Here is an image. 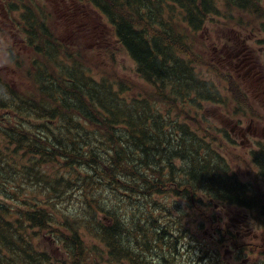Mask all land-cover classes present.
<instances>
[{
	"label": "trees",
	"instance_id": "16d2710c",
	"mask_svg": "<svg viewBox=\"0 0 264 264\" xmlns=\"http://www.w3.org/2000/svg\"><path fill=\"white\" fill-rule=\"evenodd\" d=\"M169 1L182 6L181 17L192 32L202 29L204 19L219 16L221 8L252 19L264 14L258 0ZM109 20L142 79L174 89L180 81L179 91L188 86L189 96H179L219 101L215 86L205 85L207 79L174 54L175 40L167 31L163 38L151 37L135 30L130 19ZM28 25L38 28L44 59L54 60L56 48L46 28L36 19ZM64 73L55 78L36 66L27 91L0 76V264H53L39 249L40 234L48 229L56 230L49 236L68 264H143L140 250L157 231H162L159 242L172 238L160 217V227L155 221L141 224L147 208L156 212L153 198L159 194H173L172 200L180 201L174 208L187 203L193 211L194 202H203L194 193L210 188L214 202L255 208L248 189L214 173L188 129L176 135L175 129L184 127L174 122L165 130L163 115L147 98L128 96L81 68L64 67ZM205 148L213 159L214 152ZM259 154L264 174V149ZM167 184L182 193L163 192ZM135 192L138 199L132 201Z\"/></svg>",
	"mask_w": 264,
	"mask_h": 264
},
{
	"label": "rangeland",
	"instance_id": "374dc122",
	"mask_svg": "<svg viewBox=\"0 0 264 264\" xmlns=\"http://www.w3.org/2000/svg\"><path fill=\"white\" fill-rule=\"evenodd\" d=\"M26 1V6L21 14L20 12L12 14L4 11L2 2H0V74L14 86L21 87V90L24 91L32 90V79L29 80V75L34 74V61L35 66L45 68L55 78L65 74L64 67L81 68L96 80L104 79L106 82H111L115 88L126 92L128 96L147 98L150 105L156 106L161 115L178 119L180 125L186 127L190 134L195 136L194 142L202 146L199 155H203L217 176L223 177L225 174L229 176L231 172L235 171V161L240 158L238 175L243 181H256L260 187L258 196L263 197L264 183L261 178L259 182L257 169L251 164V157L256 154H251L254 147H250L244 152L241 151L237 146L241 140L238 137L240 135L236 134L233 137L232 129L234 123L241 121L243 122L241 125H249L250 120H253L255 116H257L255 120L257 123L264 122V104L253 97V93L248 87L252 85L253 78L248 80L245 75L246 71H241L245 77L243 80L241 77L235 76L234 73H232V78L225 76L223 73L225 65L220 60L221 55L219 54L234 55L240 46L239 41L234 43L235 33L238 30L244 33L248 32L246 28L249 24L256 28L255 39L260 42H256L254 48L263 49L264 47L258 46L264 45V14L259 19H252L253 15L226 12L221 8L219 16H210V19H206L207 29H201L197 31L195 37H190L187 33L186 22L181 17L185 13L184 9L182 6H170L173 5L170 1L165 0L164 3V0H161L159 4L162 8L155 9L152 5L153 0H140L137 8L120 6L123 0H100V4L114 19H130L135 26L134 29L144 35L163 38L165 37L164 31L172 35L175 40L173 43L174 54L191 65L200 79H207L205 85L212 83L215 86L217 92L220 93L219 100L222 96L224 97L221 104L217 101L207 104L206 101L193 102L192 98L187 99L179 96V92L189 96L188 86L179 91L177 86L181 83L180 81L175 83L176 88L174 89L168 86L167 82L159 81L154 85L143 80L137 74L135 64L130 56L119 44L113 26L107 19L94 12L93 7L87 4V0L66 1L75 7L72 15L75 12L77 17H80L88 13L96 19H64L57 0ZM255 4H259L261 9H264V0L255 1ZM227 13H230L232 18H225L224 15ZM33 19L43 24L54 41L56 48L54 60L44 59L46 47L43 44V39L38 36V28L35 27L32 31L28 25V21ZM159 22L162 23L161 27ZM29 32L33 36L31 46L28 45ZM34 34L37 37L34 38ZM35 47H39L40 50L36 51ZM190 60L193 64L190 63ZM243 93L246 101L241 102V110L238 109L237 103L243 99ZM235 96L239 101H234ZM227 119L231 123L227 124L225 122ZM184 140L190 143L188 135L184 136ZM229 140H233L235 145H229ZM205 145H210L215 149L213 159H210V152L205 148ZM161 188L163 192H172L173 190L170 184ZM178 192L182 193V190L178 188ZM205 192L208 196L210 188ZM213 194L215 193L213 192ZM201 195L202 193H198L196 197L203 202H194L193 211L187 209V203L174 208L173 204L180 201H173L172 198L175 196L173 194H159L153 198L158 205L155 213L164 223H168L167 232L172 235L167 243L169 257L166 262H154V264H195L194 258L183 257V254L185 251H190L198 239L208 238L212 223L216 225L214 222V218L217 217V215L215 217L216 209L225 207L220 211L219 226L221 229L232 222L231 219H235L236 213L247 212H244L240 207L231 205L208 206L207 199L201 198ZM136 199H138L137 192L131 197L132 201ZM155 213L152 212V208H147L146 214L140 218L141 224L147 225ZM252 222L256 223L257 221L254 219ZM156 225L160 227L157 223ZM52 231L56 230L48 229L40 234L39 249L48 254L53 264H68L53 242L54 240L49 236ZM157 233L161 234L162 231H157ZM217 234L222 242L223 235L220 232ZM180 240L185 247L183 252L179 245ZM214 248H219V246L216 242H211L205 251L209 253L212 250V253L217 255L214 253ZM146 254L149 257L152 256L148 252ZM231 254L234 253L231 252ZM225 256H228V252L225 253ZM246 256L251 259V264H258L257 259L254 260L256 258L254 249H252L251 255ZM259 256L264 260V254ZM195 257L200 261L209 259L202 252H196ZM46 264L50 263L46 262Z\"/></svg>",
	"mask_w": 264,
	"mask_h": 264
},
{
	"label": "flooded vegetation",
	"instance_id": "af4514ba",
	"mask_svg": "<svg viewBox=\"0 0 264 264\" xmlns=\"http://www.w3.org/2000/svg\"><path fill=\"white\" fill-rule=\"evenodd\" d=\"M59 3L60 10L62 11L64 19H96L88 13H85L81 15L80 17H77V13L71 14L72 11L75 9V7L70 4L66 0H57ZM83 1V0H81ZM89 6L93 7L94 12L99 13V11L90 3H87ZM94 29V28H93ZM246 40L242 41V44L246 46ZM246 49V48H245ZM260 54V61L257 62L251 70H253V83L252 85H249L253 96L256 100H260L264 103V49L259 50ZM235 62L237 64L231 65L229 61H227V64L229 66L234 67L236 72L241 71L247 64L246 60L244 59V54L241 56L236 55L235 56ZM236 74V73H235ZM237 77H239L238 74H236ZM232 75L230 76V78ZM244 79V78H243ZM242 79V80H243ZM253 98V99H254ZM264 115V111H263ZM257 116L252 120H250L249 125L243 126L238 125L237 123H234V128L232 129H238L237 134H239L242 140L241 143L248 145L249 147H262L264 149V122L257 123L256 120ZM250 119V118H249ZM255 121L257 124V127L252 128V123ZM227 124L231 123L229 119L225 121ZM241 123H243L241 121ZM263 138V139H261ZM254 144H256L254 146ZM254 151V149H253ZM251 152V154L253 153ZM253 159L257 162H263V158L261 156H256V158ZM224 208H217L215 214L216 220L221 221V215L220 211H222ZM244 212L247 210L242 209ZM241 211V210H240ZM253 212H246V213H236L235 219H231L232 222H230L228 225L225 226L224 229H221L219 226V223H216V226H212L211 230L213 231H222L223 233V241L220 244V248L214 250V253L220 252L221 259L217 260L213 257H208L209 259L207 261H200L194 256V263L195 264H251V259L246 255H251L252 249L256 252V258L258 264H264L263 257H260L259 255L264 254V223H251V218ZM262 231V232H259ZM213 242V241H211ZM196 246L191 247L190 251H187L188 253H195ZM231 251H230V250ZM259 251V252H258ZM228 252V256H225V253ZM234 253L233 255L231 254ZM244 254H246L244 256Z\"/></svg>",
	"mask_w": 264,
	"mask_h": 264
},
{
	"label": "bare ground",
	"instance_id": "6f19581e",
	"mask_svg": "<svg viewBox=\"0 0 264 264\" xmlns=\"http://www.w3.org/2000/svg\"><path fill=\"white\" fill-rule=\"evenodd\" d=\"M212 196H215V195L213 194L212 191H210V194H209L207 197L211 200V199H213ZM131 247H132V246H131ZM3 249H4V248H3ZM3 249H2V250H3ZM141 249H142V248H141ZM131 252H132V251H130V253H131ZM122 258H123V257H122ZM137 258H138V257H137ZM139 258H140V257H139ZM4 260H5V259H4ZM123 260H124V258H123ZM127 261H128V260H127ZM127 261H126V262H127ZM140 263H141V262H140Z\"/></svg>",
	"mask_w": 264,
	"mask_h": 264
}]
</instances>
